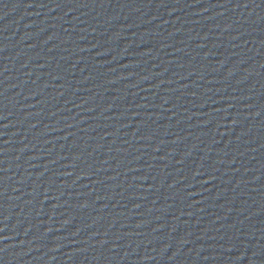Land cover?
Wrapping results in <instances>:
<instances>
[{"label": "water", "instance_id": "obj_1", "mask_svg": "<svg viewBox=\"0 0 264 264\" xmlns=\"http://www.w3.org/2000/svg\"><path fill=\"white\" fill-rule=\"evenodd\" d=\"M0 264H264V0H0Z\"/></svg>", "mask_w": 264, "mask_h": 264}]
</instances>
